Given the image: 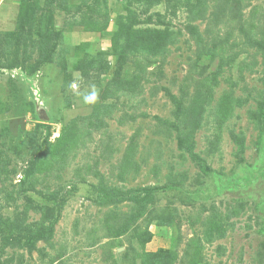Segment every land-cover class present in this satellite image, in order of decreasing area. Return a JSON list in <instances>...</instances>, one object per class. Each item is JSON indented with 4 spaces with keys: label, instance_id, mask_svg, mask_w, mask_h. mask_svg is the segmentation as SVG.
Masks as SVG:
<instances>
[{
    "label": "rangeland",
    "instance_id": "obj_1",
    "mask_svg": "<svg viewBox=\"0 0 264 264\" xmlns=\"http://www.w3.org/2000/svg\"><path fill=\"white\" fill-rule=\"evenodd\" d=\"M0 264H264V0H0Z\"/></svg>",
    "mask_w": 264,
    "mask_h": 264
},
{
    "label": "clouds",
    "instance_id": "obj_2",
    "mask_svg": "<svg viewBox=\"0 0 264 264\" xmlns=\"http://www.w3.org/2000/svg\"><path fill=\"white\" fill-rule=\"evenodd\" d=\"M72 87L74 88L75 85H72ZM96 98H97V93L93 92L90 96L85 97V102L86 103H92L95 101Z\"/></svg>",
    "mask_w": 264,
    "mask_h": 264
}]
</instances>
